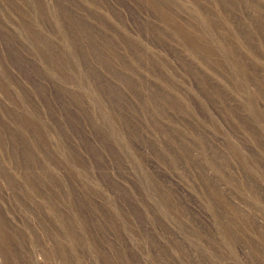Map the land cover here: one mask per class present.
<instances>
[{
    "label": "rangeland",
    "instance_id": "374dc122",
    "mask_svg": "<svg viewBox=\"0 0 264 264\" xmlns=\"http://www.w3.org/2000/svg\"><path fill=\"white\" fill-rule=\"evenodd\" d=\"M0 264H264V0H0Z\"/></svg>",
    "mask_w": 264,
    "mask_h": 264
}]
</instances>
